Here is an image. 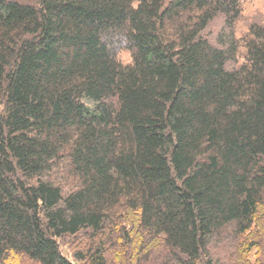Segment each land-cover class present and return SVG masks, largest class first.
<instances>
[{
    "label": "trees",
    "instance_id": "obj_1",
    "mask_svg": "<svg viewBox=\"0 0 264 264\" xmlns=\"http://www.w3.org/2000/svg\"><path fill=\"white\" fill-rule=\"evenodd\" d=\"M241 8L0 0V264L264 249V29L237 39Z\"/></svg>",
    "mask_w": 264,
    "mask_h": 264
},
{
    "label": "rangeland",
    "instance_id": "obj_2",
    "mask_svg": "<svg viewBox=\"0 0 264 264\" xmlns=\"http://www.w3.org/2000/svg\"><path fill=\"white\" fill-rule=\"evenodd\" d=\"M242 13L240 15V18L236 24V38L241 39L244 38L245 36H248L249 29L251 27H261L264 29V0H242ZM217 30V29H216ZM208 32H211V34L214 32L213 29L209 30ZM209 34V33H208ZM210 36V35H209ZM119 59L121 60L122 63L127 64L130 62V57L129 53L123 52L119 55ZM239 64L242 63V60L238 59L237 60ZM263 227L261 226V229L258 232H262ZM261 234V233H260ZM259 234V235H260ZM256 233L252 234V239L253 240L255 237ZM261 238V237H260ZM87 239H78V241H72L71 239H64V240H59V247L61 253L68 259L73 261V254L75 251L78 250V247L80 249H87L88 245L90 242L86 241ZM98 241L93 240L91 244L95 247L97 245ZM84 251V250H83ZM125 252L123 251V254L121 256L122 259L125 258ZM222 252L218 253L221 257H223V263L225 264H235L234 260L237 259L236 255H221ZM156 256L159 255L158 252H156ZM131 255H133V251L131 250ZM107 259L110 261V264H118V259L115 258L114 256L112 257V254L109 252L107 255ZM129 264H132V259L128 260ZM245 261L239 262V264H244ZM246 263L247 264H264V249H256L253 248L248 255H246ZM20 264V263H16ZM21 264H30L28 262H23ZM128 264V263H127Z\"/></svg>",
    "mask_w": 264,
    "mask_h": 264
}]
</instances>
